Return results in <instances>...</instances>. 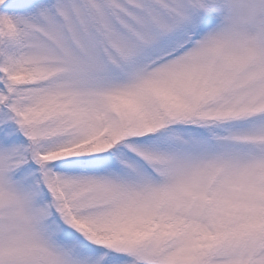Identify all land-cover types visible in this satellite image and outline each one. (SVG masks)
I'll return each instance as SVG.
<instances>
[{
  "label": "snow or ice",
  "instance_id": "snow-or-ice-1",
  "mask_svg": "<svg viewBox=\"0 0 264 264\" xmlns=\"http://www.w3.org/2000/svg\"><path fill=\"white\" fill-rule=\"evenodd\" d=\"M0 264H264V0H0Z\"/></svg>",
  "mask_w": 264,
  "mask_h": 264
}]
</instances>
